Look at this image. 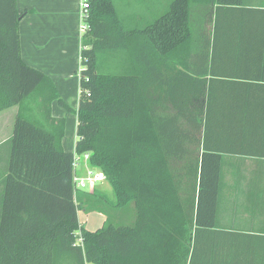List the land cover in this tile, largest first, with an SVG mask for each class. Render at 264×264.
<instances>
[{
    "label": "trees",
    "instance_id": "trees-1",
    "mask_svg": "<svg viewBox=\"0 0 264 264\" xmlns=\"http://www.w3.org/2000/svg\"><path fill=\"white\" fill-rule=\"evenodd\" d=\"M86 1L72 152L51 104L73 109L21 58L26 11L0 0V111L17 106L0 174V264H264V235L217 225L222 171L221 150L208 140L209 36L190 24V4H207L216 35L241 0H171L162 12ZM84 152L112 198L74 188L73 157ZM127 204L131 222L108 217L109 207ZM79 210L105 221L85 229Z\"/></svg>",
    "mask_w": 264,
    "mask_h": 264
},
{
    "label": "crops",
    "instance_id": "crops-1",
    "mask_svg": "<svg viewBox=\"0 0 264 264\" xmlns=\"http://www.w3.org/2000/svg\"><path fill=\"white\" fill-rule=\"evenodd\" d=\"M79 3L41 0L28 4L16 0L17 10L26 11L18 22L22 60L48 75L62 100L73 109L68 112L57 100L51 104L52 115L65 121L61 144L72 152L79 102V76L74 74L80 47ZM227 11L228 18L221 22L216 35L213 25L208 34L212 102L208 140L221 150L222 171L217 225L238 233L264 235V0H241ZM16 114L15 105L0 111V174L8 163V140ZM94 169L102 174L99 168ZM103 180L107 181L102 178L94 187L99 188ZM100 190L107 193L111 188ZM92 212L101 215L104 223L103 213Z\"/></svg>",
    "mask_w": 264,
    "mask_h": 264
},
{
    "label": "rangeland",
    "instance_id": "rangeland-1",
    "mask_svg": "<svg viewBox=\"0 0 264 264\" xmlns=\"http://www.w3.org/2000/svg\"><path fill=\"white\" fill-rule=\"evenodd\" d=\"M24 1L28 4H33V3L36 4L41 2V0H24ZM128 2L136 7H141L143 9L151 8L153 10H156L157 12H162L169 7L171 0H128ZM206 10H207V4L204 5L203 3H197V2L191 3L190 24L192 27L201 28L202 32H204L205 34H209L212 24L208 20H205ZM79 24H80V17H78V23H77V39H79L80 41ZM79 52H80V47L77 49V65L74 71V74H76L77 76H79V71L81 69ZM95 173L96 175L98 174L100 175L98 170H95ZM99 186L102 187L104 190H109L111 188L110 184H108L107 181L104 180L102 183H100ZM106 194L108 195V197L112 198L111 190ZM112 201L114 202L115 200L112 199ZM108 215H109L108 217L111 220L113 219L117 222H131L134 218V211L132 205L127 204L123 207L121 206L117 208L109 207ZM79 219L82 222V226L88 230H95L98 227H100L103 223V217L99 215L97 212L84 213L81 211L79 215Z\"/></svg>",
    "mask_w": 264,
    "mask_h": 264
},
{
    "label": "built area",
    "instance_id": "built-area-1",
    "mask_svg": "<svg viewBox=\"0 0 264 264\" xmlns=\"http://www.w3.org/2000/svg\"><path fill=\"white\" fill-rule=\"evenodd\" d=\"M88 3L86 0H80L79 3V17H80V37L87 30L88 25L85 22L87 16ZM81 45V40H80ZM73 184L76 190H91L98 181L105 178L104 174L96 175L95 169L89 164V153L84 152L74 154L73 161ZM77 242L81 243V234L78 232Z\"/></svg>",
    "mask_w": 264,
    "mask_h": 264
}]
</instances>
